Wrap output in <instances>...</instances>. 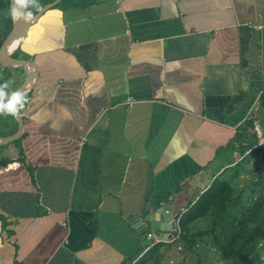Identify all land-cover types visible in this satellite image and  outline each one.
<instances>
[{
  "label": "crops",
  "instance_id": "obj_1",
  "mask_svg": "<svg viewBox=\"0 0 264 264\" xmlns=\"http://www.w3.org/2000/svg\"><path fill=\"white\" fill-rule=\"evenodd\" d=\"M12 44L34 76L0 145V264H129L161 241L131 219L171 201V242L264 134V0H59ZM23 78L0 64L7 91Z\"/></svg>",
  "mask_w": 264,
  "mask_h": 264
},
{
  "label": "trees",
  "instance_id": "obj_2",
  "mask_svg": "<svg viewBox=\"0 0 264 264\" xmlns=\"http://www.w3.org/2000/svg\"><path fill=\"white\" fill-rule=\"evenodd\" d=\"M71 1L60 0L62 3ZM43 2L39 0L40 5ZM36 10L30 9L32 13ZM10 25L8 15L4 19L1 37ZM261 101L264 106V99ZM244 123L249 126L251 121L247 119ZM248 154L257 160L255 168L259 169V174L255 183L258 192L247 205L242 204L228 178L219 174L175 216V238L171 242L152 243L129 264H160L169 248L180 247L181 252H187L198 242L212 247L219 259L227 264H264V143L251 148ZM235 172L236 168H233L229 176H234ZM257 244L261 247L258 248Z\"/></svg>",
  "mask_w": 264,
  "mask_h": 264
},
{
  "label": "water",
  "instance_id": "obj_3",
  "mask_svg": "<svg viewBox=\"0 0 264 264\" xmlns=\"http://www.w3.org/2000/svg\"><path fill=\"white\" fill-rule=\"evenodd\" d=\"M58 1L59 0H52L42 5L34 14H32L31 18L26 21L21 20L17 22L13 19L9 30L0 41V64L19 67L24 74V78L19 83L16 90L23 91L24 86L33 78L34 71L31 61L11 56L8 53V46L24 34L26 27L30 22L35 20L44 10L53 6ZM9 4H11V0H9ZM15 118L18 123L17 129L8 136L0 137V145L13 141L20 136L23 128V120L20 114L15 116ZM170 204L171 201L168 200L166 204L164 203L158 206L155 211L146 213L143 216V220L147 221V223L139 221L138 217H134L130 220L132 227L137 231L139 239L144 242V246H147L149 242V239L146 238L147 229L153 230V235L159 239H167L170 237L167 233H159L160 231H168L175 228V223L170 218Z\"/></svg>",
  "mask_w": 264,
  "mask_h": 264
},
{
  "label": "rangeland",
  "instance_id": "obj_4",
  "mask_svg": "<svg viewBox=\"0 0 264 264\" xmlns=\"http://www.w3.org/2000/svg\"><path fill=\"white\" fill-rule=\"evenodd\" d=\"M257 160L253 155L239 163L236 177L233 179L232 185L235 192L240 195L243 205H247L249 199H252L258 192L255 183L259 169ZM253 189V190H252ZM257 247H261L257 244ZM160 264H227L219 259L217 252L210 246H202L199 242L193 245V249L187 252H181L180 247L173 246L168 249L166 255L162 258Z\"/></svg>",
  "mask_w": 264,
  "mask_h": 264
},
{
  "label": "clouds",
  "instance_id": "obj_5",
  "mask_svg": "<svg viewBox=\"0 0 264 264\" xmlns=\"http://www.w3.org/2000/svg\"><path fill=\"white\" fill-rule=\"evenodd\" d=\"M14 20L26 21L31 18L30 9L40 8L39 0H11L9 5ZM9 82L0 83V115L18 116L22 109L29 103L27 95L21 90L9 92Z\"/></svg>",
  "mask_w": 264,
  "mask_h": 264
},
{
  "label": "built area",
  "instance_id": "obj_6",
  "mask_svg": "<svg viewBox=\"0 0 264 264\" xmlns=\"http://www.w3.org/2000/svg\"><path fill=\"white\" fill-rule=\"evenodd\" d=\"M252 130L256 138V145L264 143V134L262 133L259 125L256 122H253L252 124ZM146 238L152 240V234L151 233H146ZM159 240V238H158ZM161 241L166 240V239H160ZM154 243V242H153Z\"/></svg>",
  "mask_w": 264,
  "mask_h": 264
},
{
  "label": "bare ground",
  "instance_id": "obj_7",
  "mask_svg": "<svg viewBox=\"0 0 264 264\" xmlns=\"http://www.w3.org/2000/svg\"><path fill=\"white\" fill-rule=\"evenodd\" d=\"M13 44H11V46H8V50H10L12 48Z\"/></svg>",
  "mask_w": 264,
  "mask_h": 264
}]
</instances>
